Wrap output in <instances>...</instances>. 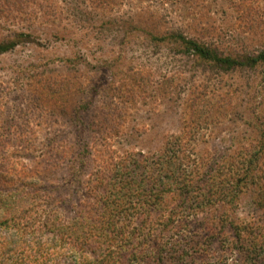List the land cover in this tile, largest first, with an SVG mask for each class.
Returning <instances> with one entry per match:
<instances>
[{
	"label": "rangeland",
	"instance_id": "1",
	"mask_svg": "<svg viewBox=\"0 0 264 264\" xmlns=\"http://www.w3.org/2000/svg\"><path fill=\"white\" fill-rule=\"evenodd\" d=\"M179 35L255 56L264 0H0V155L32 143L25 163L59 181L84 144L159 153L183 133L215 160L263 141L264 61L222 70Z\"/></svg>",
	"mask_w": 264,
	"mask_h": 264
},
{
	"label": "trees",
	"instance_id": "2",
	"mask_svg": "<svg viewBox=\"0 0 264 264\" xmlns=\"http://www.w3.org/2000/svg\"><path fill=\"white\" fill-rule=\"evenodd\" d=\"M178 37L188 54L222 70L264 61L263 50L240 61ZM179 134L159 153L119 156L84 144L59 181L25 163L32 143L18 155L5 150L0 264H264V140L194 159Z\"/></svg>",
	"mask_w": 264,
	"mask_h": 264
}]
</instances>
